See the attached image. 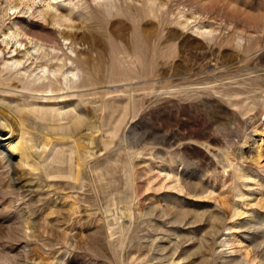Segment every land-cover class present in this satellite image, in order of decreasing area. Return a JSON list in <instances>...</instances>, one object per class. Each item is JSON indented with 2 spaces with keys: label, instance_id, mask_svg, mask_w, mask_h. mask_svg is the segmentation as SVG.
<instances>
[{
  "label": "rangeland",
  "instance_id": "obj_1",
  "mask_svg": "<svg viewBox=\"0 0 264 264\" xmlns=\"http://www.w3.org/2000/svg\"><path fill=\"white\" fill-rule=\"evenodd\" d=\"M42 66L97 82L0 155V264H264V0H0V80Z\"/></svg>",
  "mask_w": 264,
  "mask_h": 264
},
{
  "label": "bare ground",
  "instance_id": "obj_2",
  "mask_svg": "<svg viewBox=\"0 0 264 264\" xmlns=\"http://www.w3.org/2000/svg\"><path fill=\"white\" fill-rule=\"evenodd\" d=\"M68 21L69 19L61 14H52V22L58 26L74 27V25L67 24ZM62 34L66 39L71 36V33L65 31ZM12 35L16 37L18 33L16 35L12 33ZM19 41L21 45L23 43L26 44L23 40ZM34 45L37 58L43 59L47 53L45 51L39 53V51L44 50L45 42L34 41ZM81 53L79 52V54ZM65 59L71 62L69 57ZM76 69V66L64 71L61 66L53 68L51 69L53 78L47 82L44 81V73L47 71L45 66H42L40 69L43 74L39 75L36 79V81L43 79V82L26 81L22 77L18 80L21 84L11 80V78H5L4 82L0 80V137L4 136V138L0 139V155L8 165L11 164L13 157L18 155L20 157V164L28 166L31 170L39 169L41 164L40 158L48 152L51 154L55 153L56 161H59L57 156L63 152L60 149L56 150V144H53L55 141L49 140L48 143L44 141V143L39 145L34 143L33 145L30 143L31 136L29 134L32 124H39L43 128H50L53 131H63L65 128H70L80 118L79 113L81 110L79 109L78 101H70L64 104L59 101L45 103L41 101L66 97L68 94L64 93V91L69 88L84 87L97 82L94 83L93 79L84 78L79 80L78 83H74L73 80L77 76ZM2 71L0 69V75ZM21 75L26 76L25 73ZM59 92L62 93L60 94ZM66 106L69 108H65ZM36 146H40L41 148L36 150ZM83 160L81 158V163ZM69 166L71 167V165ZM78 168L76 169V179L80 172Z\"/></svg>",
  "mask_w": 264,
  "mask_h": 264
}]
</instances>
